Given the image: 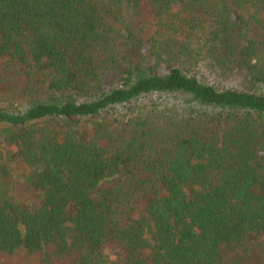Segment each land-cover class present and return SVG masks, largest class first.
<instances>
[{
    "label": "trees",
    "instance_id": "trees-1",
    "mask_svg": "<svg viewBox=\"0 0 264 264\" xmlns=\"http://www.w3.org/2000/svg\"><path fill=\"white\" fill-rule=\"evenodd\" d=\"M0 264H264V0H0Z\"/></svg>",
    "mask_w": 264,
    "mask_h": 264
},
{
    "label": "rangeland",
    "instance_id": "rangeland-1",
    "mask_svg": "<svg viewBox=\"0 0 264 264\" xmlns=\"http://www.w3.org/2000/svg\"><path fill=\"white\" fill-rule=\"evenodd\" d=\"M166 98L169 100L171 103H177V104H186L189 96L184 95L182 93H171L165 95Z\"/></svg>",
    "mask_w": 264,
    "mask_h": 264
}]
</instances>
